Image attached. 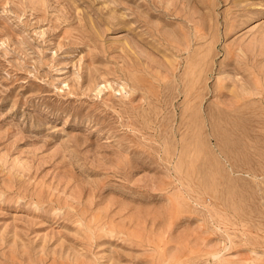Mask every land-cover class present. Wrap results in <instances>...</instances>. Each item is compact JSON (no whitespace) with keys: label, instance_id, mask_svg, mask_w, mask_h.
Returning <instances> with one entry per match:
<instances>
[{"label":"rangeland","instance_id":"obj_1","mask_svg":"<svg viewBox=\"0 0 264 264\" xmlns=\"http://www.w3.org/2000/svg\"><path fill=\"white\" fill-rule=\"evenodd\" d=\"M0 264H264V0H0Z\"/></svg>","mask_w":264,"mask_h":264}]
</instances>
